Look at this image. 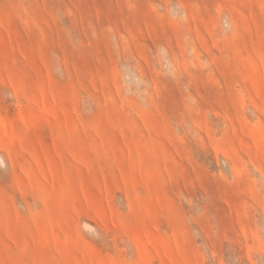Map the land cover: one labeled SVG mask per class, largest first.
<instances>
[{"label":"rangeland","instance_id":"1","mask_svg":"<svg viewBox=\"0 0 264 264\" xmlns=\"http://www.w3.org/2000/svg\"><path fill=\"white\" fill-rule=\"evenodd\" d=\"M0 264H264V0H0Z\"/></svg>","mask_w":264,"mask_h":264}]
</instances>
